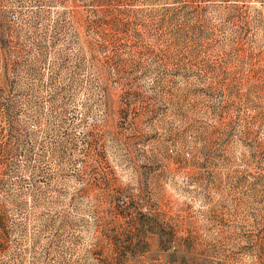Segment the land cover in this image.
<instances>
[{
    "label": "rangeland",
    "instance_id": "rangeland-1",
    "mask_svg": "<svg viewBox=\"0 0 264 264\" xmlns=\"http://www.w3.org/2000/svg\"><path fill=\"white\" fill-rule=\"evenodd\" d=\"M0 264H264V0H0Z\"/></svg>",
    "mask_w": 264,
    "mask_h": 264
}]
</instances>
